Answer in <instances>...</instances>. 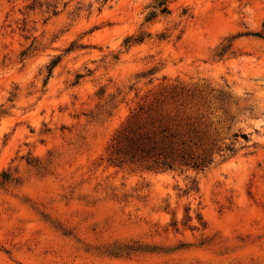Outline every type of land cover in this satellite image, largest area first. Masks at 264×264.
Segmentation results:
<instances>
[{"label": "rangeland", "instance_id": "1", "mask_svg": "<svg viewBox=\"0 0 264 264\" xmlns=\"http://www.w3.org/2000/svg\"><path fill=\"white\" fill-rule=\"evenodd\" d=\"M157 1L0 0V264H264V0Z\"/></svg>", "mask_w": 264, "mask_h": 264}, {"label": "trees", "instance_id": "2", "mask_svg": "<svg viewBox=\"0 0 264 264\" xmlns=\"http://www.w3.org/2000/svg\"><path fill=\"white\" fill-rule=\"evenodd\" d=\"M166 1L167 0H158L156 4L153 6L152 11L150 12V16L153 17L157 10H159L161 13L167 12L168 10L166 6Z\"/></svg>", "mask_w": 264, "mask_h": 264}]
</instances>
